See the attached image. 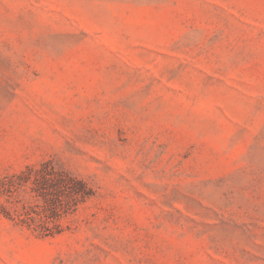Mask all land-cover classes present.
Segmentation results:
<instances>
[{"label": "rangeland", "instance_id": "374dc122", "mask_svg": "<svg viewBox=\"0 0 264 264\" xmlns=\"http://www.w3.org/2000/svg\"><path fill=\"white\" fill-rule=\"evenodd\" d=\"M44 160L93 194L0 264H264V0H0V179Z\"/></svg>", "mask_w": 264, "mask_h": 264}, {"label": "trees", "instance_id": "16d2710c", "mask_svg": "<svg viewBox=\"0 0 264 264\" xmlns=\"http://www.w3.org/2000/svg\"><path fill=\"white\" fill-rule=\"evenodd\" d=\"M29 188L42 204L38 209L29 203L15 206L17 195ZM93 194L91 186L51 160H44L38 168L27 166L18 173L6 174L0 179V215L15 224L33 229L39 236H51L62 230V217L72 213L78 204Z\"/></svg>", "mask_w": 264, "mask_h": 264}]
</instances>
